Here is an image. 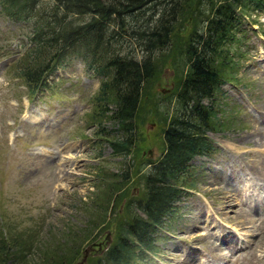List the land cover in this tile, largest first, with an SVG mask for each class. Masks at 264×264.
I'll list each match as a JSON object with an SVG mask.
<instances>
[{
  "label": "rangeland",
  "instance_id": "rangeland-1",
  "mask_svg": "<svg viewBox=\"0 0 264 264\" xmlns=\"http://www.w3.org/2000/svg\"><path fill=\"white\" fill-rule=\"evenodd\" d=\"M214 1L191 0L190 8L174 14L170 40L151 51L131 26L156 24L163 5L161 11L146 8L138 20L128 17L123 28L119 19L111 22L116 32L106 57L150 55L156 72L144 82L135 143L127 153H116L111 143L126 134L111 117L117 105L112 101L97 114L103 75L80 54H71L51 75L50 89L30 95L15 63L31 46L32 22L13 20L0 6V234L31 241L10 252L5 264H53L58 254L70 255L67 261L76 246L70 264H90L106 252L116 239L117 213L128 216L125 203L146 187L148 158L162 153L164 128L174 115L187 114L190 98L178 95L190 64L185 43L193 30L205 29ZM242 12L226 44L225 56L235 66L226 69L214 94L202 99L216 112L218 128L205 132L215 148L191 160L195 185L165 218L158 252L136 264H264V170L252 171L264 161V6ZM214 63L219 66L220 60ZM258 127L261 135H251ZM102 202L107 211H94ZM92 216L99 224L89 227Z\"/></svg>",
  "mask_w": 264,
  "mask_h": 264
},
{
  "label": "trees",
  "instance_id": "trees-1",
  "mask_svg": "<svg viewBox=\"0 0 264 264\" xmlns=\"http://www.w3.org/2000/svg\"><path fill=\"white\" fill-rule=\"evenodd\" d=\"M48 1L52 4L43 0H0L3 14L16 21L32 22L28 33L31 46L15 63L16 73L23 78L33 97L40 90L50 89L49 78L71 54L83 56L89 67L103 75L96 100L97 114L108 110L112 101L117 105L111 117L126 134L111 143L116 153H127L135 143L134 119L143 103L144 82L156 72L150 55L142 60L127 55L106 57L110 37L116 32L111 30V22L119 19L123 28L128 24V17L138 20L146 8L155 5L160 10V4L163 5L161 10L165 8L157 16L156 24L139 22L131 26L134 35L151 51L155 45L170 40L177 22L174 14L190 8L191 0ZM214 3L211 16L205 17V29L193 30L185 43L190 64L178 85V95L182 101L187 96L190 98L186 102L190 104L187 114L174 115L169 120L163 132L161 155L148 158L152 165L145 175V189L125 203L128 216L117 213L116 239L90 264L147 263L148 256L159 250L157 241L165 229V218L176 213V202L195 185L191 160L195 155L215 148L205 132L208 128H218L214 120L216 112L212 106L202 104V99L212 96L226 78V69L235 66L236 61L227 58L225 53L228 52L226 44L234 38L231 28L237 24L238 15L250 8H262L264 0H218ZM81 14H89L90 18L78 21L76 18ZM216 59L223 66L216 65ZM111 189L113 193L117 191L116 186ZM126 194L127 190L120 196L115 194V205L121 203ZM105 205L106 202H102L93 210L107 211ZM98 224V217L89 219V227ZM30 244L31 241L22 234H10L9 237L0 234V264L6 263L10 252L25 249ZM78 251L79 246L72 248L74 255L67 261L65 259L70 255L62 257L58 254L56 262L52 263L70 264Z\"/></svg>",
  "mask_w": 264,
  "mask_h": 264
},
{
  "label": "bare ground",
  "instance_id": "bare-ground-1",
  "mask_svg": "<svg viewBox=\"0 0 264 264\" xmlns=\"http://www.w3.org/2000/svg\"><path fill=\"white\" fill-rule=\"evenodd\" d=\"M259 130V127L258 128H256L252 133H251V135H253V136H255V135H261V132H260V130ZM250 136V135H249ZM259 136H257V137H259ZM260 138H262V137H260ZM259 138V139H260ZM241 141V140H240ZM260 141H261V139H260ZM263 141V140H262ZM243 143V142H242ZM263 143V142H262ZM260 144V143H259ZM236 147V146H235ZM240 147V146H239ZM242 147V146H241ZM240 149V148H239ZM241 149H243V148H241ZM252 150V149H251ZM239 154V153H238ZM239 160V159H238ZM264 160V159H263ZM256 162V161H255ZM254 162V163H255ZM261 163V164H260ZM260 163H258L255 167H252V171H253V168H255V170H258V171H262V170H264V161H261ZM242 165V164H241ZM246 169V168H245ZM246 170H248V169H246ZM253 175V174H252ZM246 176V175H245ZM262 177V176H261ZM237 179H239V178H237ZM254 180V179H253ZM227 181V180H226ZM243 183V182H242ZM229 184V183H228ZM258 188V187H257ZM252 190V189H251ZM258 194H260V193H258ZM253 195V194H252ZM228 198V197H227ZM262 200V199H261ZM260 200V201H261ZM227 201V200H226ZM241 202V201H240ZM257 203V202H256ZM256 206V205H255ZM258 208V207H257ZM254 210V209H253ZM232 233V232H231ZM226 236V235H225ZM231 236V235H230ZM225 239V238H224ZM223 241V240H222ZM228 243H229V241H227ZM230 242H233L232 240L230 241ZM235 243V242H234ZM219 244V243H218ZM220 244H223V243H220ZM236 244V243H235ZM223 246V245H222ZM224 247V246H223ZM236 247V246H235ZM233 248V247H232Z\"/></svg>",
  "mask_w": 264,
  "mask_h": 264
},
{
  "label": "water",
  "instance_id": "water-1",
  "mask_svg": "<svg viewBox=\"0 0 264 264\" xmlns=\"http://www.w3.org/2000/svg\"><path fill=\"white\" fill-rule=\"evenodd\" d=\"M98 244H99V245H100V247H101L102 243H101V242H99ZM92 246H93V245H91V248H92ZM89 249H90V248H89ZM89 249H88V248L86 249V252H85V257H84V259H86L87 255H88V251H89Z\"/></svg>",
  "mask_w": 264,
  "mask_h": 264
},
{
  "label": "flooded vegetation",
  "instance_id": "flooded-vegetation-1",
  "mask_svg": "<svg viewBox=\"0 0 264 264\" xmlns=\"http://www.w3.org/2000/svg\"><path fill=\"white\" fill-rule=\"evenodd\" d=\"M92 248H95V246L93 245Z\"/></svg>",
  "mask_w": 264,
  "mask_h": 264
}]
</instances>
